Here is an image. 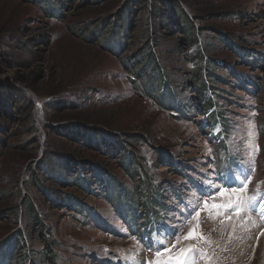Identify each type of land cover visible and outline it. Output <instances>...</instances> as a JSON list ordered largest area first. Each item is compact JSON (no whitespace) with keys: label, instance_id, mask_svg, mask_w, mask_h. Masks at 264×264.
<instances>
[{"label":"rangeland","instance_id":"obj_1","mask_svg":"<svg viewBox=\"0 0 264 264\" xmlns=\"http://www.w3.org/2000/svg\"><path fill=\"white\" fill-rule=\"evenodd\" d=\"M194 1L207 9L216 6L217 10L220 8L228 13L205 19L202 17L203 12L194 10L200 23L206 25L205 32L212 46L208 54L223 66L214 69L213 75L219 80L210 81L213 83V93L203 96L201 100L206 101V104H202L198 94L191 90L188 80L192 76L191 70L196 67L188 58L193 53L192 49L190 51L186 47L180 38L182 34L157 33L161 44V63L179 101L186 106L178 114L172 109L158 106L153 99L135 95L130 76L122 67L127 53L118 60L103 52L97 44L84 42L81 34L78 36L74 33L78 12L91 9L92 0H64L61 6L64 14L62 20L50 19L41 13L39 6L27 4L24 0H0V79L15 83L23 77L41 88V93H36L40 98L47 97L46 91L49 89H60L61 97H71L74 108L111 115L115 118L113 126L125 131L122 134L132 145L135 156L140 157V165L146 163L151 168L154 181L165 186L162 193L167 210L162 211L166 214L162 219L166 218L165 225L170 226L166 228L165 234L162 227L159 229L155 225L156 231L150 240L145 241L129 234L124 223L114 215L112 206L101 196L88 197L74 187L66 188L110 216L109 221L118 229L119 236H111L95 228V221V224L78 225V220L71 218L73 213L69 214L66 209L44 207V203L39 201L44 207L46 223L59 240V246L53 250L57 264H169L170 258L189 247L201 250L190 257L194 264H264V224L259 222L254 211H244L237 216L223 211L217 214L215 210L203 206L204 201L209 205L224 203V199L218 195V189L240 187L236 177L241 173L247 175L252 168L254 172L245 195L258 196L260 191L264 194V65L257 68L260 63L256 59L252 65H248L247 59L252 58L245 60L237 56L228 46L233 40H226L230 36L235 38L236 42L251 50L250 54L258 53L260 59L264 60V0ZM88 40L92 41L90 38ZM150 72L145 71V74ZM211 75L208 73L207 77ZM240 76L249 78H245L246 84L241 82ZM154 80V84L160 83L157 78ZM139 83L145 84L146 81L140 80ZM253 83L258 85V89ZM250 87L253 90L250 91ZM102 96L113 100L106 103ZM216 97L223 112L220 118L227 125L223 142L227 146L218 151L222 166L227 168L221 174L223 176H217L214 165L218 159L215 147L218 146L217 138L213 135L219 128L222 129L218 120L213 119L216 118L215 112L210 114L215 110L212 106L216 103ZM210 101L213 104L207 109ZM43 106L46 116L64 112L48 104ZM46 119L49 120L48 116ZM209 119L214 123H210ZM24 122L25 119L7 120L9 131L7 136L1 133L6 140L0 142V152H6L7 148L23 147L19 138H16L17 134L10 135L16 129L18 135H24L25 130L19 129ZM45 131L48 141L57 142L71 150L84 151L79 144L52 134L49 124L45 125ZM136 135H144L147 142L136 141ZM13 150L17 153V149ZM13 150H10L11 154L8 150L11 162L9 166L7 163L8 167L4 170L6 174L16 169L14 163L18 158ZM87 152L88 155L95 154L90 150ZM168 154L174 156V164L182 167L181 174L172 163L169 166L167 162L161 161ZM8 155L4 156V161ZM225 162L229 166H224ZM110 165L118 173L125 189L136 191V188H140L142 179L137 174L134 173L132 178L121 167H117V163L110 162ZM193 174H199V181L191 183L193 181L189 177ZM169 185L172 191L167 189ZM258 187L259 192L256 191ZM181 201L185 202L181 204ZM193 206L200 210L199 217L193 218V210H189ZM258 214L262 218L263 215ZM227 216H231V219H226ZM10 229L11 219L4 214L0 220V241L5 239ZM190 229L201 233L208 242L201 239L185 240ZM35 231L32 232L33 246L25 253L17 254L14 264H51L49 258L40 255L43 232ZM157 251L161 252L160 256H157ZM7 253L12 255L6 248L0 256V264H7Z\"/></svg>","mask_w":264,"mask_h":264},{"label":"trees","instance_id":"obj_2","mask_svg":"<svg viewBox=\"0 0 264 264\" xmlns=\"http://www.w3.org/2000/svg\"><path fill=\"white\" fill-rule=\"evenodd\" d=\"M24 2L39 6L41 13L50 19L62 20L64 17L61 9L64 0H24ZM90 7L91 9L87 11L78 12L74 33L78 36L81 34L84 42L97 44L103 52L118 60L127 53L122 67L130 76L135 95L153 99L158 106L172 109L178 114L186 108L179 101L173 83L161 63V44L157 36V33L176 32L182 34L180 38L193 52L188 56L190 62L196 64L191 70V78L188 79L190 88L198 94L200 102L206 104V101L201 99L207 93H213L211 90L213 83L210 81L219 80L213 75L214 69L223 65L208 54L212 46L205 32L206 25L200 23L201 20L195 15L194 10L203 12L202 17L205 19L228 15L227 11L220 8L217 10L216 6L207 9L194 0L190 2L189 0H92ZM222 34L224 36L225 33ZM104 35L106 37L103 39ZM89 38L92 41H89ZM228 39L233 40L227 45L237 56L245 60L252 58V60L247 59L248 65H252L255 59L260 63L257 64V68L264 65V60L260 59L258 53L250 54L251 50L240 45L235 38L230 36L226 40ZM149 69L152 72L145 74V71H150ZM208 73L212 74L209 76L211 79L207 77ZM153 77L160 80V83L154 84ZM245 78L240 76L243 84H246ZM140 80L142 82L145 80L146 83L140 84ZM253 85L258 89L256 83ZM186 88L189 90V86ZM40 89L32 80L28 81L23 77L15 83L0 79V142L6 140L1 133L7 136L9 131L7 120L25 119L24 124L19 128L25 130L24 135H18V129L9 134L11 137L17 134L16 138H19L23 147L7 148L6 152H0V220L4 214L11 219V229L5 239L0 241V256L5 253L6 248L7 251L12 252V255L7 253L5 256L7 264H14L17 254L21 255L33 246L32 232H36L35 230L43 232L44 242L41 243L42 248L39 250L41 257L49 258L51 264L58 263V260H54L56 254L53 250L59 246L57 242L59 240L50 225L46 223L45 206L66 209L69 214L73 213L74 216L71 218L78 220V225H90L95 221L96 224L93 225L95 228L111 236H119L118 229L109 221L110 216L99 208L92 207L82 196L69 192L66 188L74 187L88 197L101 196L112 206L114 215L124 223L130 231L129 234L138 240L143 241L155 225L166 224V218L162 219L166 217V214L162 213L166 209L162 193L165 186L159 181H154L151 168L146 163L140 165V157L135 156L131 149L132 145L122 134L125 131L113 126L115 118L107 113H88L74 108L75 103L71 101V97H61L60 89H49L46 91L48 96L40 98L36 95L41 93ZM249 90H253V87ZM108 99V96H102V100L106 103L113 100ZM16 103L22 104L16 105ZM46 104L54 109L60 108L64 112L53 116L49 113L47 121L43 106ZM212 104L213 101H210L207 109H210ZM212 107L215 110L210 114L215 112L216 118L213 119L218 120L222 126L220 131L222 137L219 141L217 139L218 147H215L218 152L227 146V143L225 146L223 143L227 125L220 118L223 112L220 110L221 105L217 104V97ZM209 120L210 123H214L211 122L212 119ZM43 124L50 125L52 134L79 144L78 146L84 151L71 150L57 142L48 141ZM135 137H137L136 141L147 142L144 135ZM13 149H17V153ZM8 150L9 152L13 150L18 158L14 163L16 169L11 174L4 173L11 162ZM87 150L95 154L88 155ZM6 154L8 159L6 156L4 161ZM173 158L174 156L168 154L161 161L167 162L169 166L172 163L181 174L182 167L177 163L174 164ZM109 161L117 163V167H121L122 171L124 170L132 178L134 173L137 174L142 179L139 183L140 188H136V191L125 189L123 181L120 180L118 173L114 172ZM214 165L216 174H221L227 169L222 166L219 152ZM223 165L229 166L227 162ZM198 175L193 174L189 177L190 181H193L191 183L195 180L199 181ZM167 189L172 191L171 185ZM39 201L44 203V207H41Z\"/></svg>","mask_w":264,"mask_h":264},{"label":"snow or ice","instance_id":"obj_3","mask_svg":"<svg viewBox=\"0 0 264 264\" xmlns=\"http://www.w3.org/2000/svg\"><path fill=\"white\" fill-rule=\"evenodd\" d=\"M252 172H254V168L250 169L247 175L241 173L239 177H236V180H238L240 183V187L218 189V195L224 199V203H213L209 205L207 201H204L203 206L209 210H215L217 214H220L221 211H223L231 212L237 216H239L244 211L251 212L264 209V194H261L259 197L257 195H245V193L248 191V185L251 183ZM256 191H260L259 187ZM199 215L200 210L194 209L193 218L199 217ZM226 219H231V216H227ZM175 238L177 240L179 239V237ZM184 239H201L205 240V242H208L207 238H205L201 233H197L195 229H190L188 235L185 236ZM167 250L168 249L165 246V251ZM199 251L201 250L192 247L182 249L175 257L170 258L169 264H194V260L190 259V257H193L195 253ZM160 255L161 252L157 251V256Z\"/></svg>","mask_w":264,"mask_h":264}]
</instances>
